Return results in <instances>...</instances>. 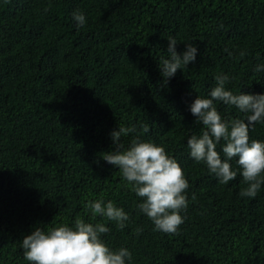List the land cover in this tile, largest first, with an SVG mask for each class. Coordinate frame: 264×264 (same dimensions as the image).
<instances>
[{"label": "trees", "instance_id": "obj_1", "mask_svg": "<svg viewBox=\"0 0 264 264\" xmlns=\"http://www.w3.org/2000/svg\"><path fill=\"white\" fill-rule=\"evenodd\" d=\"M75 12L86 18L79 28ZM170 38L178 53L185 44L198 53L166 83ZM257 66L264 0H0V264H30L24 236L77 219L108 227L101 239L127 248L126 264H264V184L242 197L238 158L236 179L222 184L187 146L205 130L189 110L197 96L208 98L219 75L233 94H264ZM216 107L225 121L249 115ZM133 125L121 150L136 139L163 146L189 183L177 234L156 230L143 199L101 158L113 150L111 133ZM249 136L264 142V123ZM96 200L129 214L124 229L93 218L85 205Z\"/></svg>", "mask_w": 264, "mask_h": 264}, {"label": "clouds", "instance_id": "obj_2", "mask_svg": "<svg viewBox=\"0 0 264 264\" xmlns=\"http://www.w3.org/2000/svg\"><path fill=\"white\" fill-rule=\"evenodd\" d=\"M73 19L78 28L86 22L80 12L73 13ZM177 43L174 38L168 40L170 59H164L160 67L166 83L182 67L196 61L198 48L194 44H185L184 52L178 53ZM255 70H264V66H257ZM228 80L227 75L217 76V86L210 91L208 98L197 96L189 106L191 114L196 117L195 123L202 124L205 130L200 136L191 135L187 146L190 157L196 162L206 163L209 172L222 184L236 179L237 170L232 168L230 161L238 158L240 174L248 185L240 195L254 198L264 184V142L250 141L249 132L257 123H264V94H233L225 88ZM216 102L235 106L249 115L246 120L225 121L217 110ZM142 130L147 133L149 127L143 125ZM135 131L134 125L114 130L111 133L113 150L101 153V158L116 166L133 186L136 195L143 199L138 207L152 220L155 229L177 234L184 222L180 213L188 207L185 192L189 183L181 166L166 153L163 146L136 139L130 148L122 151L121 136ZM221 140L226 142L222 147L223 158L216 150ZM85 207L91 211L93 218L99 214L116 222L121 230L130 219L129 214L112 201L106 204L102 200L90 201ZM109 231L104 224L93 225L82 219L75 221L74 228L61 225L45 231L35 227L31 234L23 237L24 258L30 264H126L132 259L131 252L127 248L110 249L101 239L102 234ZM140 231L137 229V233Z\"/></svg>", "mask_w": 264, "mask_h": 264}]
</instances>
